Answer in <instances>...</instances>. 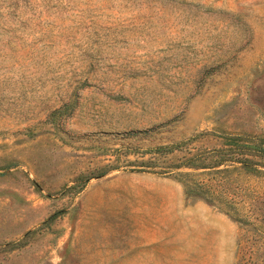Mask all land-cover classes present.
Segmentation results:
<instances>
[{
    "label": "rangeland",
    "instance_id": "374dc122",
    "mask_svg": "<svg viewBox=\"0 0 264 264\" xmlns=\"http://www.w3.org/2000/svg\"><path fill=\"white\" fill-rule=\"evenodd\" d=\"M231 136L264 149V0H0V264H264V159L171 168Z\"/></svg>",
    "mask_w": 264,
    "mask_h": 264
},
{
    "label": "trees",
    "instance_id": "16d2710c",
    "mask_svg": "<svg viewBox=\"0 0 264 264\" xmlns=\"http://www.w3.org/2000/svg\"><path fill=\"white\" fill-rule=\"evenodd\" d=\"M245 138L241 137H229L228 143L229 147L227 150H213L210 152L212 154V157L215 158L214 162L211 164V166H207L206 162H204L205 156L202 154L197 155H191L190 157H187L182 162L178 164V166H174L171 168H180L181 166L191 168L193 170H205L208 169V172H211V174H216L219 172H226L225 170H218L221 166L225 165H233V164H239L241 165V169L245 170L247 172H254L259 173L260 170H258L254 164V160L248 157H259L264 159V149L261 147H257L254 145L249 144H241L240 142L243 141ZM190 141V140H188ZM186 142H181L180 144L171 146V147H158L155 151L161 152V153H173L175 150H182V148L186 145ZM142 166L145 167H151L148 166L146 162H142ZM165 169H170V167H165ZM204 195V194H203Z\"/></svg>",
    "mask_w": 264,
    "mask_h": 264
}]
</instances>
